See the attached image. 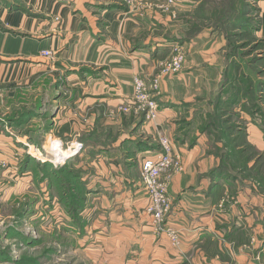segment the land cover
<instances>
[{"label": "rangeland", "instance_id": "obj_1", "mask_svg": "<svg viewBox=\"0 0 264 264\" xmlns=\"http://www.w3.org/2000/svg\"><path fill=\"white\" fill-rule=\"evenodd\" d=\"M191 1L192 7L179 14L178 8L183 6L182 2L185 5V0H176V14L164 12L160 8L162 0L150 1L154 9L178 18L180 38L177 43L180 46L185 40L202 43L196 52L183 46L188 61L194 58L192 66L197 65L194 78L188 80L187 85L182 79L177 89L183 102L176 104L179 107L168 117L170 131L157 123L160 113L157 120H148L144 112H137L138 105L132 100L99 113L100 116L105 113L110 119L120 113L123 119L137 121L135 126L96 125L92 130L90 125L98 123L97 114L88 127L75 124L72 136L60 138L51 135V124L46 123L42 128L34 122L29 124L37 115L35 106L26 101L24 95H0V134L13 136L12 146L5 141L7 152L0 156V264L149 263L146 238L142 239L144 235L137 232L136 225L116 217H108L105 222L93 217L87 195L91 190L90 179L98 177L96 156L101 149L110 146L122 153L119 160L136 182L141 176L139 144L157 143L160 133L172 135L169 134L172 132L173 136L187 142L189 149L201 152L199 158L191 160V167H197L204 160L208 169L204 174L196 173L195 180L209 179L208 190L214 189L220 209L226 211L240 192L249 188L253 194L262 195L261 205L264 206V0ZM139 3L143 8V3L147 2L139 0ZM3 9L7 13L21 11L34 20L46 18L37 0H0V28L14 35L23 34L22 29L6 22L1 13ZM22 31L35 34L34 30ZM48 50L53 53L50 57L53 60L54 52ZM211 54L215 58L213 63L202 64ZM172 55L158 62L150 78L161 73V63ZM16 61L19 59L12 60ZM185 65L179 72L164 74L161 84L166 76L181 73ZM166 93L170 98V92ZM157 101L161 112V95ZM121 106L129 110L123 111ZM4 111L9 113L4 116ZM143 124L149 125L150 131H139L133 140V131ZM24 135L32 136L33 140L25 141ZM55 141L62 151L73 142H82L84 147L69 157L55 147L58 146ZM10 147L12 152L8 151ZM182 162L187 171L186 160ZM65 166L68 170L57 172ZM71 185L87 199L79 210L78 223L71 219L65 203L66 193L72 194ZM101 206L97 207V212ZM140 216V222L144 221ZM123 231L128 238L119 237Z\"/></svg>", "mask_w": 264, "mask_h": 264}, {"label": "crops", "instance_id": "obj_2", "mask_svg": "<svg viewBox=\"0 0 264 264\" xmlns=\"http://www.w3.org/2000/svg\"><path fill=\"white\" fill-rule=\"evenodd\" d=\"M61 1L37 0L46 17L37 20L27 18L21 11H1L11 27L34 30L35 34L20 30L23 34L14 35L0 28V95H24L35 106L37 115L29 124L34 122L41 128L51 124V135L60 138L72 136L75 124L88 127L97 114L98 123L90 125L92 130L96 125L135 126L137 121L123 119L120 113L110 119L105 113L100 116L99 112L132 102L134 78L150 79L158 62L172 55V47L180 38L178 18L154 9L150 1L156 0H140L147 2L143 8L139 7V0L131 7L117 0ZM191 2L185 0V5L182 2L178 14L191 8ZM58 20L60 23H56ZM200 42L185 40L183 46L196 52ZM48 49L54 52L53 60L43 56V51ZM14 59L19 61L12 62ZM214 59L211 54L202 64L213 63ZM192 63L194 58L188 61L187 57L181 73L166 76L162 81L163 105L157 123L169 131L168 117L179 107L176 104L183 102L181 92L177 91L181 80L187 85L194 78L197 63L194 66ZM166 92H170L171 99ZM143 129L149 132L150 126L143 124L134 130L132 139ZM170 133L176 153L187 164V171L184 167L174 174L169 187L173 206L168 221L179 230L181 247L175 248L165 235L154 232L145 211L149 200L141 176L136 182L129 177L127 167L119 160L122 153L110 146L97 153L98 177L90 179L91 190L87 196L91 200L88 204H91L92 216L105 219L104 222L108 217L133 222L137 232L144 235L142 239L146 238L147 261H150L146 264H176L184 260L189 264H264L262 195L253 194L251 188L245 189L226 211L220 209L214 189L208 190L209 179L195 180L196 173L201 175L208 169L204 160L197 167H191V160L199 158L201 152L189 149L187 142ZM12 137L0 134V156L7 152L6 142L12 146ZM24 138L33 140L30 135ZM8 151L12 152L11 147ZM153 151L139 149L138 158L142 161ZM140 215L147 224L140 222ZM119 237L128 238L124 231Z\"/></svg>", "mask_w": 264, "mask_h": 264}, {"label": "built area", "instance_id": "obj_3", "mask_svg": "<svg viewBox=\"0 0 264 264\" xmlns=\"http://www.w3.org/2000/svg\"><path fill=\"white\" fill-rule=\"evenodd\" d=\"M122 4L135 6L137 0H117ZM160 8L164 12L176 14V0H162ZM183 46L178 43L174 46L172 57L166 62H162V71L150 79L137 76L133 80L134 98L133 102L137 106V112H144L148 120H156L159 115V103L157 98L160 95L161 78L164 74L176 73L183 69L186 63V53ZM43 55L52 57L53 53L44 50ZM121 110L128 111L127 106H121ZM60 140L58 139V142ZM57 142V141H55ZM57 142V143H58ZM57 143H52L56 145ZM159 148L150 155L144 156L141 161V182L148 195L146 213L150 216L153 230L158 235H165L172 246L180 248L182 238L179 230L175 229L168 221L172 211V198L169 193L170 181L174 174L184 169L181 157L176 153L173 139L168 134H159L157 139ZM61 152L69 155H76L84 147L82 142H73ZM56 152V151H55ZM56 156L58 155L55 153ZM64 154V153H63Z\"/></svg>", "mask_w": 264, "mask_h": 264}, {"label": "trees", "instance_id": "obj_4", "mask_svg": "<svg viewBox=\"0 0 264 264\" xmlns=\"http://www.w3.org/2000/svg\"><path fill=\"white\" fill-rule=\"evenodd\" d=\"M139 145L141 146L140 150H144V149L156 150L159 148L158 143L151 142V141L140 142ZM65 170H68V166L61 168L60 171L57 170V172H65ZM80 181L82 183V180H80ZM81 187L83 188L82 184H81ZM76 189H77L76 186L71 185L70 192L72 194L70 196V195H68V193H66L67 201L65 203H66V207L68 209V212L71 216V219H73V221L78 223V220H81V217L79 215V210L83 207L84 202H87V199H86V195H83V197H82V194H79L76 191ZM176 264H189V262L187 260H184V261H181V262L176 263Z\"/></svg>", "mask_w": 264, "mask_h": 264}, {"label": "bare ground", "instance_id": "obj_5", "mask_svg": "<svg viewBox=\"0 0 264 264\" xmlns=\"http://www.w3.org/2000/svg\"><path fill=\"white\" fill-rule=\"evenodd\" d=\"M56 150V149H55ZM63 159H64V157H63Z\"/></svg>", "mask_w": 264, "mask_h": 264}]
</instances>
